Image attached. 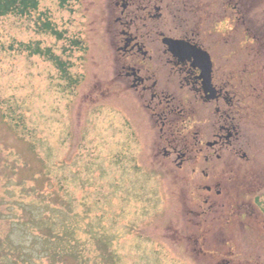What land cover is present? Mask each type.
<instances>
[{"label":"rangeland","instance_id":"rangeland-1","mask_svg":"<svg viewBox=\"0 0 264 264\" xmlns=\"http://www.w3.org/2000/svg\"><path fill=\"white\" fill-rule=\"evenodd\" d=\"M196 5L211 18L194 40L215 67L226 66L216 71L255 64L264 81V0ZM113 8L114 0H76L64 8L39 0L37 12L0 17V264H264V220L246 216L241 223L231 211L238 190L230 167L217 161L205 170L216 167L213 177L222 184L211 182L208 192L202 155L195 156L199 166L188 159L189 167L173 157L153 159L162 126L150 127L138 92L114 77ZM39 17L62 39L41 30ZM148 42L157 45L152 36ZM27 43L50 48L70 77L48 58L29 55ZM162 63L154 56L149 62L159 79L172 77ZM191 107L196 112L199 104ZM250 127L245 121L244 152L264 164V132ZM243 165L250 169L243 170L240 192L257 194L249 173H262L261 165ZM204 197H214L211 209L200 207Z\"/></svg>","mask_w":264,"mask_h":264},{"label":"flooded vegetation","instance_id":"flooded-vegetation-1","mask_svg":"<svg viewBox=\"0 0 264 264\" xmlns=\"http://www.w3.org/2000/svg\"><path fill=\"white\" fill-rule=\"evenodd\" d=\"M124 1V9L118 4V0H114L115 8L112 9V11H118V15L113 19L114 25L110 26V31L114 37L112 47L116 50L115 54L119 55L116 59L118 65L113 70L114 77L120 78L124 86L133 88L138 92L139 101L136 100L143 106L151 124L160 123L163 127V129L161 127L160 132L165 130V133L178 135L177 140L172 141L167 137L166 144L157 148L156 158L159 155L165 159L173 157L180 160L179 165L177 163L179 167L183 161L189 167L188 159L193 161L194 165H200L195 160V156L200 154L206 163V166L200 170L210 182V188L207 191L211 192L212 187H214L212 183L215 184V187L219 186L220 188L221 183L217 182L212 174L216 167L212 168L210 173L205 172V170L211 168V165L217 161L227 164L224 162L225 157L222 156L227 151H231L234 156L237 169L242 168L244 160L242 131L237 119L242 106V97L240 96L242 93L235 87L229 86L227 73L212 70L211 83L217 97L214 100H206L203 97V90L197 77L198 69L193 67L189 60H178V58L167 53L161 43L164 32L158 28L159 25L148 28L150 23H143L144 20L153 18L162 20L164 17L173 15L170 5H163L164 0ZM195 9L194 0H191L189 10L194 12ZM177 12L179 13V8H177ZM161 25L163 24L161 23ZM126 35H128L129 45L125 50H119L125 42ZM172 35L171 37L177 38L175 33ZM149 36H152L157 45L149 44ZM153 56L158 60L162 59V65L169 66L170 73L173 74V78L177 82H174L173 78L170 77H166V79L157 77L155 71L152 70L153 66L149 64ZM224 70L226 71V69ZM159 86L162 87L158 88ZM180 90L191 97L187 99L183 95H179ZM258 99L264 103V90L258 94ZM190 100L199 104L196 114L203 119V125L197 128L194 123V116H192L195 111L191 107L192 102ZM188 102H190V106L187 109L185 104ZM252 113L253 119L257 123L262 122V126H264V109H254ZM261 113L262 120L260 119ZM207 138L212 141L207 140ZM173 161L175 160L173 159ZM193 171H195V167H193ZM220 193L221 191L215 192V196L218 197ZM234 199L235 206L231 208V211L235 213L239 222H243L244 216L259 217L258 208L250 201L244 200L242 195L240 197L236 195ZM214 202V197H204L202 199L203 205L200 207L204 206L205 209H211ZM228 214L231 215L230 212Z\"/></svg>","mask_w":264,"mask_h":264},{"label":"trees","instance_id":"trees-1","mask_svg":"<svg viewBox=\"0 0 264 264\" xmlns=\"http://www.w3.org/2000/svg\"><path fill=\"white\" fill-rule=\"evenodd\" d=\"M69 0H58L60 5L66 4ZM38 0H0V17L7 16V15H14V16H25L32 12L37 11L38 9ZM42 17V16H41ZM39 20H42L39 28L45 32H50L53 35H57L60 37V34L57 33L50 21L43 20L40 17ZM25 50L29 51L31 55L41 54L46 55L47 58L51 59L57 66V68L62 72L66 73L67 69L65 63L60 61L58 57H54L49 49H41L37 44L32 46V44H26Z\"/></svg>","mask_w":264,"mask_h":264},{"label":"water","instance_id":"water-1","mask_svg":"<svg viewBox=\"0 0 264 264\" xmlns=\"http://www.w3.org/2000/svg\"><path fill=\"white\" fill-rule=\"evenodd\" d=\"M164 42L169 45V50H171L175 55L181 54L183 52V50H182L180 44H178V42L172 41L170 39H165ZM206 60H208L207 55H206ZM199 64L201 66L202 73H203V76L205 78V84L207 85L209 83V68H210V66L207 65V62L205 63L204 59Z\"/></svg>","mask_w":264,"mask_h":264}]
</instances>
